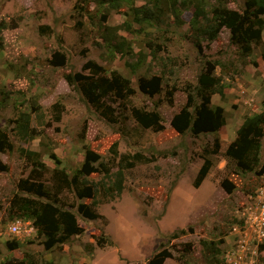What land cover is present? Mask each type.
Listing matches in <instances>:
<instances>
[{
	"label": "rangeland",
	"instance_id": "1",
	"mask_svg": "<svg viewBox=\"0 0 264 264\" xmlns=\"http://www.w3.org/2000/svg\"><path fill=\"white\" fill-rule=\"evenodd\" d=\"M146 1L112 6L88 0H0V21L10 25L0 32V129L13 144L12 151L0 152V261L26 253L39 264H148L156 251L167 249L172 256L164 264H264V176L250 173L229 193L222 186V180L231 178L227 162L222 155L211 156L214 167L196 187L204 149L214 136L181 135L171 125L187 102L186 87L197 82L202 54L212 60L231 57L234 65L227 62L215 71L226 89L213 99L227 111L219 134L224 151L237 135V122L264 109V72L250 64L263 57L264 44L241 60L230 45L229 30L223 29L218 40L203 43L200 54L193 38L184 36L191 19V11H185L183 27L167 16L159 28L148 26L134 35L120 28L125 38L117 36L113 43H123L124 51H114L104 39L112 34L106 26L132 22L130 5ZM217 1L207 0L211 5ZM225 2L240 9L245 0ZM151 39L161 44L156 56L146 46ZM61 55L64 64L59 63ZM89 61L102 65L107 76L117 70L130 78L137 90L131 102L108 100L113 110L103 116L70 85L66 75L89 74L84 68ZM154 75L164 77L162 91L148 96L139 90V80ZM169 91L174 93L172 103ZM133 106L160 111L164 128L140 126L132 117ZM27 118L28 130L23 131L20 126ZM88 149L101 156L111 177L90 174L99 187L95 199L80 200L64 189L58 205L77 212L80 202L96 200L100 217L85 220L78 214L85 232L52 250L45 249L37 230L10 233V224L19 219L33 223L8 213L13 196L25 195L18 183L32 171L25 151L41 153L50 169L43 181L54 196L50 179L58 164L52 153L60 159L59 167L73 174ZM137 154L141 161H135ZM120 168L124 187L118 194L113 185ZM8 241L20 247L9 250Z\"/></svg>",
	"mask_w": 264,
	"mask_h": 264
},
{
	"label": "trees",
	"instance_id": "2",
	"mask_svg": "<svg viewBox=\"0 0 264 264\" xmlns=\"http://www.w3.org/2000/svg\"><path fill=\"white\" fill-rule=\"evenodd\" d=\"M132 0H88V4L110 3L116 6L119 3L130 4ZM210 6V8H208ZM132 22L125 21L119 26H106L112 33L110 36L104 35L105 42L114 51H124L123 43H113L115 38H125L119 35L120 28H127L130 34H136L148 26L160 27L165 22V17L174 18L180 27L185 25L183 14L191 11L190 31L185 30L184 36L192 37L195 47L200 54L203 53L205 41L208 45L218 40L223 29L230 32V45L236 50L241 60L251 57L255 48L264 44V0H245L244 6L240 9L230 8L225 0H218L216 3H208L207 0H147L143 5H130ZM103 21L107 22V15L103 16ZM140 26V29L137 27ZM10 27L5 20L0 21V32ZM166 30L165 32H169ZM146 46L151 50L153 56L161 47L160 43H155L154 39L146 42ZM220 54V53H219ZM201 67L197 75L196 84H189L186 87L187 102L185 106L177 112L171 121L173 129L181 134L191 133L195 137L201 135L214 136L213 142L205 147L204 163L201 166L195 180V186L199 187L214 167V160L211 156L222 155L227 162V169L230 170L231 178L222 180L223 188L232 193L236 190L237 180H243L248 174L264 176L263 139H264V109L257 113L245 115L243 122L237 130V135L226 149L222 151L221 130L227 124V111L222 105L213 102L214 95L219 93L225 95L226 89L221 76L216 74L217 67L225 68L227 62L234 65L231 57L221 59H207L202 54ZM213 55L210 53L209 56ZM264 57V52L262 54ZM257 59V58H256ZM250 61V64L258 66V61ZM60 64H64L65 56L61 55ZM247 61V60H246ZM167 66H172L168 64ZM85 69L90 70L89 74L76 73L67 74L66 80L70 85L82 93L84 98L98 111H102L103 116H108L113 110L109 101L120 102L127 105L137 90L130 78L114 70L110 76L103 74L104 67L95 61L85 64ZM164 77L154 75L152 77H142L139 80V90L148 96H155L162 91ZM169 100L173 102V91H169ZM109 100V101H108ZM120 105V106H121ZM132 117L144 128L162 130L164 128V117L157 109L148 110L133 106L131 108ZM26 123L20 127L23 131L27 129ZM19 127V126H18ZM13 144L6 132L0 129V152L12 151ZM27 160L32 165L29 178L18 183L19 191L25 195L15 194L10 200L8 213L12 217H19L31 220L38 235L43 239L46 250L69 243L74 236H79L85 232V228L80 224L78 214L85 220H95L100 217V213L95 208L96 200L92 204L80 202L77 212L66 209L58 205V194L64 189L73 192L80 200L95 199L97 195L98 183L90 179L92 173H102L111 177V169L107 167L101 156L90 149L87 150L85 160L81 167L73 174L64 168H60V159L55 153L51 157L55 159L58 167L51 173V183L55 195L51 193L48 183L43 179L50 171L48 165L42 160V155L38 151H25ZM142 155L137 154L135 161H141ZM4 166H2V169ZM123 168L116 172L114 188L120 194L124 184ZM109 187V188H113ZM185 232V230H181ZM101 242V240H100ZM222 241H220L221 243ZM206 244V241L204 242ZM9 250H16L20 247L17 241H8ZM264 247V245L262 246ZM191 250L190 245L186 251ZM216 253H219L218 250ZM1 254V250H0ZM167 249L156 251L150 258L148 264H164L166 259L171 257ZM0 264H39L33 256L24 254L23 257L11 256Z\"/></svg>",
	"mask_w": 264,
	"mask_h": 264
},
{
	"label": "built area",
	"instance_id": "3",
	"mask_svg": "<svg viewBox=\"0 0 264 264\" xmlns=\"http://www.w3.org/2000/svg\"><path fill=\"white\" fill-rule=\"evenodd\" d=\"M261 212H262V216L264 218V209H262ZM257 218H259V217H257ZM23 231H26L28 233H32V232L36 231V228L33 225V223H31L30 221L26 223L22 219H19V220L13 222L9 226V232L12 233V234L19 235Z\"/></svg>",
	"mask_w": 264,
	"mask_h": 264
},
{
	"label": "crops",
	"instance_id": "4",
	"mask_svg": "<svg viewBox=\"0 0 264 264\" xmlns=\"http://www.w3.org/2000/svg\"><path fill=\"white\" fill-rule=\"evenodd\" d=\"M256 60L258 61V66H256V67L253 66L254 67V70H257L258 71V69H260V70H262L264 72V57L258 56ZM242 88H243V86H242ZM214 98H215V95H214ZM242 122H243V118L237 122V126H236L235 129L238 130V128L240 127V125L242 124ZM227 146H228V144H227Z\"/></svg>",
	"mask_w": 264,
	"mask_h": 264
}]
</instances>
